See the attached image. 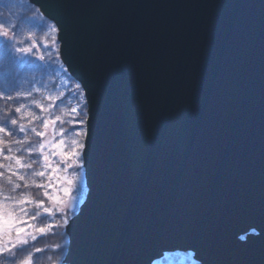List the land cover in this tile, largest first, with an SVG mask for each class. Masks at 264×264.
<instances>
[{
  "label": "water",
  "instance_id": "water-1",
  "mask_svg": "<svg viewBox=\"0 0 264 264\" xmlns=\"http://www.w3.org/2000/svg\"><path fill=\"white\" fill-rule=\"evenodd\" d=\"M33 1L86 91L88 193L69 252L72 226L82 264H147L169 238L236 254L224 224L264 208V0Z\"/></svg>",
  "mask_w": 264,
  "mask_h": 264
},
{
  "label": "snow or ice",
  "instance_id": "snow-or-ice-1",
  "mask_svg": "<svg viewBox=\"0 0 264 264\" xmlns=\"http://www.w3.org/2000/svg\"><path fill=\"white\" fill-rule=\"evenodd\" d=\"M16 37L17 26L0 24V40H3L6 49L8 46H12L9 56L13 61L17 59L15 54H19L21 57L26 56L33 51L34 47H16L15 45L20 43ZM8 71L6 64L0 66V73L7 74ZM9 87H14V84H9ZM34 91H39V89ZM0 97L5 100L3 115L0 116V264H37L39 256L47 249L33 245L53 228L51 224L38 227L36 226L37 221L45 216L50 217L53 213L60 214L62 212L65 214L63 224L67 225L69 221L64 209L58 207L64 204L61 198L49 196L48 192L44 191V197L53 202V207H49L44 199H34L30 189L33 187L46 189L48 187L40 181L43 180L47 170L54 163L50 159V155L61 158L59 163L65 171L69 167L79 168L81 166L82 153L87 154L86 138L89 136V131L86 125L89 123V113L81 108H73V113H77V116L74 117L75 122L60 121L59 117L50 120L37 114L36 111L28 110L31 105L40 113L47 111L44 104L33 98L32 92L17 91L14 96H5L3 92H0ZM21 99L28 100V104L18 103ZM13 103L16 104L15 107H13ZM55 103L54 100L48 107H54ZM84 107L86 108L87 105ZM80 116H84V119L80 120ZM58 122L61 125H71L68 129L60 128L61 136L73 131L76 123L83 127L76 131L77 138L73 139L68 147H65L67 142L61 139L58 144L53 145L55 151L49 154L45 151L49 147L44 139L46 132L39 129L40 127L47 129L51 123L55 133V126ZM17 136L21 138H16ZM33 137L38 138V142L34 143ZM34 156L35 159H33ZM69 160L72 161L71 165L68 163ZM34 165L39 167L34 168ZM60 170V166L53 169V171ZM78 179V173L73 174L71 179L65 175L64 180L68 185L64 189L66 194L72 191ZM66 207L67 205H65ZM240 239L244 240L245 238L240 237ZM52 264H55V261Z\"/></svg>",
  "mask_w": 264,
  "mask_h": 264
},
{
  "label": "trees",
  "instance_id": "trees-1",
  "mask_svg": "<svg viewBox=\"0 0 264 264\" xmlns=\"http://www.w3.org/2000/svg\"><path fill=\"white\" fill-rule=\"evenodd\" d=\"M12 1V0H11ZM26 4V0H22ZM10 0H0V16L2 15H9L11 14L12 11H16L19 6L23 7V3L19 0L17 4H14V7L10 6ZM13 6V5H12ZM18 47V44L15 45ZM45 46V47H44ZM50 46V47H49ZM41 45L40 42V47L41 50L45 51L44 52V59L38 61L36 58L32 56H23L21 57L19 54H15L17 56V59L15 61L10 59L9 53L11 50V47H8L7 49L5 48L3 40H0V66L2 65H7L9 71L7 74L0 73V92H3L4 95H15L17 91L19 92H32L33 93V98L37 99L40 101L42 104H44L45 109L47 111L40 113L38 109H35L33 107L34 111L37 112V114L41 115L44 118L50 119V120H55L56 117L60 118V121H70V122H75L74 117L77 116V113H73L72 109L73 108H81L83 111H86V108L84 107L85 103L82 101L81 97L76 94L74 88H69L70 85V78L68 74L64 71L61 70V65L60 61L58 60L57 57V51L53 49V44L51 45ZM49 47V48H48ZM37 62L38 65L40 66L41 69H43L42 72L44 75V79H41L37 81L36 85L30 84L29 90L24 91V84L25 79L31 81V79H28L27 73L25 71L29 68V64L32 62ZM45 63H50L51 69H45L47 66L44 64ZM53 62V63H52ZM55 62V63H54ZM12 63V66L9 64ZM55 69H57V72L55 73ZM59 69L62 72L63 78L66 79L67 85H61V88L58 87L59 79L60 78V73ZM41 73V72H38ZM59 73V74H58ZM42 75V76H43ZM41 76V77H42ZM9 84H14V87H9ZM34 87V88H32ZM5 89H8L7 91H4ZM35 89H39V91H34ZM62 98V99H61ZM67 98H69V101H66ZM75 98V99H73ZM56 101L55 106L52 108H49L48 105L53 103V101ZM19 102V101H18ZM11 103V102H9ZM5 105V100L3 97H0V116L3 115V108ZM13 107H15V103H13ZM80 120L84 119V116L79 117ZM71 125L70 124H60L59 122L55 126V133H54V128L53 125L50 128V136L52 139V142L54 144H58L61 139L65 140L67 143L65 147H68L71 144V141L73 139H76V131H79L82 125L76 123L75 128L73 131L67 132L66 135L61 136L60 134V128L63 127L64 129H68ZM41 131H44L45 129L40 127ZM16 138H21L20 136H17ZM33 142L36 143L38 142V138L33 137ZM48 150V151H47ZM69 151L71 148L69 147ZM49 154L55 151V148L48 147L45 150ZM36 157L34 156L33 159ZM50 159L54 161L52 164V167L47 170V174L43 178L41 183L48 185L46 189L41 188L37 189L35 187L30 189L31 195L34 199L39 200V199H44L49 207H53V202L49 200L48 198L44 197V191H47L49 196H55V191H60V198H64V186L63 189L61 190V187L58 185V182L62 180L61 175H66V171L63 169V166L60 165V157L58 156H51ZM4 163H7V161H4ZM69 165L72 163L71 160H69ZM60 166V171H53L54 168ZM38 165H34V168H38ZM59 186V187H58ZM63 191V192H62ZM85 191L81 194V199H75L76 202H72V208L71 210H64L66 212V218L69 219L74 213H76L79 205L84 199L85 196ZM60 207V205L58 206ZM65 219V214L62 212L60 214L53 213L50 217L45 216L37 221L36 226H43L45 224H51L53 225V228L51 231L39 238L35 243L34 247H41V248H46L47 250L39 256L37 264H52L53 261H55V264H58L62 257L64 256V252L62 251V248H67V243L65 241V224H63V220ZM59 225V226H56ZM35 234V233H34ZM64 239V240H63ZM64 241V244L62 242ZM59 246V247H57ZM179 252L171 253L170 258L174 260H179L182 259L180 262H176L174 264H192L193 261L190 258L187 257H180L178 256ZM23 255V254H21ZM166 254H162L157 260L155 264H165L167 261Z\"/></svg>",
  "mask_w": 264,
  "mask_h": 264
},
{
  "label": "rangeland",
  "instance_id": "rangeland-1",
  "mask_svg": "<svg viewBox=\"0 0 264 264\" xmlns=\"http://www.w3.org/2000/svg\"><path fill=\"white\" fill-rule=\"evenodd\" d=\"M19 0H10V2H13L14 4H17ZM23 3V7L19 6L17 8L16 11H12L11 14L9 15H2L0 16V24H3L4 26H17V40L20 41V43L18 44V47H33V51L31 53H29L27 56H32L34 58H36L38 61L43 60L44 59V52L41 50L40 47V42L41 45H51V43L54 40V37H57V29L55 26H51L50 23L47 24V21H44L43 16L37 14L33 9H31L24 1L20 0ZM10 3L11 7H14V4ZM13 5V6H12ZM51 28V29H50ZM55 29V30H53ZM11 34V33H10ZM11 46V45H10ZM8 46V47H10ZM45 47V46H44ZM50 47V46H49ZM48 47V48H49ZM55 48V45H54ZM53 63V62H52ZM44 64L47 66L45 69H51L50 63H45ZM10 66H12V63L9 64ZM29 68L25 71L28 79H31V81L28 82V80L25 79V84H24V91L27 89L29 90L30 88V84L32 85H36L37 81L41 79H44V75L42 72L43 69L40 68V66L38 65L37 62H32L29 64ZM55 73L57 72V69H55ZM41 72V73H38ZM59 73L60 78L59 79V83H58V87L61 88V85H67V81L65 78L61 77L62 76V72L59 69ZM58 73V74H59ZM43 75V76H42ZM42 76V77H41ZM34 88V87H32ZM69 88H73L72 85H69ZM75 99V98H73ZM66 101H69V98H67ZM18 103H25L28 104V100L26 99H21L19 100ZM16 106V104H15ZM34 106H29L28 110L29 111H34L33 108ZM52 124L50 123L48 128L45 129L44 131L46 132V136H45V142L49 144V147L52 148L54 143L52 142L51 136H50V128H51ZM48 151V150H47ZM72 164V163H71ZM70 164V165H71ZM66 176L68 179H71L73 174L78 173L79 179L75 182V186L73 187L72 191L68 192L67 194L64 192L65 197L61 198L64 201V204L60 205V207L64 210H71L72 208V202H76L75 199L80 198L81 199V194L85 191V184H86V179L84 178V174H83V168L82 165L79 168H73V167H69L66 170ZM63 178L62 180H60L58 182V185L61 187V190L63 189L62 186H64V188H67L68 185L66 184L64 177L65 175H61ZM58 186V187H59ZM63 192V191H62ZM56 197L60 198V191L56 193V191L54 192ZM86 195V193H84ZM87 195L85 196V200H86ZM84 200V199H83ZM85 200L83 201V203L85 202ZM237 198L234 199V201H231L230 203L224 205V207H222L223 211L228 210L227 212H230L233 210L234 206L237 204L236 202ZM82 203V202H81ZM65 205H67V207L65 208ZM222 211V212H223ZM72 220H70L68 222V225H70V222ZM234 222V226H236V228H231L232 223ZM248 224H255V226H257L255 233L252 234H248L247 237H245L244 240H241L240 237L237 234V230L239 228H245L246 225ZM224 226L228 227L229 229H231L230 232H233V235L239 239V241H237V253H246V252H250V251H256L257 253H259L261 256H263L264 258V208L256 214L250 215V217H247L246 214L243 213H238L236 215V217L234 218V220L231 222H227L224 224ZM66 229H67V225H66ZM71 251L69 252V248L67 247V249L62 248V251L67 253L65 258L64 256L62 257V259L60 260V262L58 264H82L83 260L82 257L79 255V251L75 249V243H76V237H75V228H73L71 226ZM64 240V239H63ZM62 240L63 244L64 241ZM246 241V242H245ZM168 244L170 246H175L178 248H183L182 246H185L184 244H186V242H179V239H168ZM188 248V247H186ZM189 249H191L189 247ZM196 249H198V247H196ZM198 254L202 256L203 260L201 262H193L192 264H216V263H220V262H226L229 261L233 258H235L238 254H234V253H229V257H222L219 254H217L215 251L212 250H206V249H201V250H197ZM203 253V254H202ZM182 259L179 260H174L171 259L170 257L167 258V261L165 262V264H174L176 262H180ZM183 261V260H182ZM156 261H153L152 258H149L147 261V264H155Z\"/></svg>",
  "mask_w": 264,
  "mask_h": 264
},
{
  "label": "bare ground",
  "instance_id": "bare-ground-1",
  "mask_svg": "<svg viewBox=\"0 0 264 264\" xmlns=\"http://www.w3.org/2000/svg\"><path fill=\"white\" fill-rule=\"evenodd\" d=\"M120 244H121V243L118 244V248H119ZM225 255H226V253H225V251H223V252H222V256H225Z\"/></svg>",
  "mask_w": 264,
  "mask_h": 264
}]
</instances>
